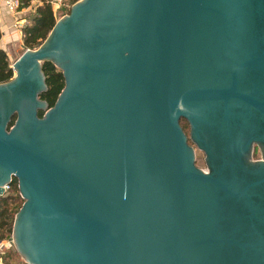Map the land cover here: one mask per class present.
Listing matches in <instances>:
<instances>
[{"label":"water","instance_id":"1","mask_svg":"<svg viewBox=\"0 0 264 264\" xmlns=\"http://www.w3.org/2000/svg\"><path fill=\"white\" fill-rule=\"evenodd\" d=\"M10 67L0 193L15 177L25 262L264 264V0H75Z\"/></svg>","mask_w":264,"mask_h":264},{"label":"trees","instance_id":"2","mask_svg":"<svg viewBox=\"0 0 264 264\" xmlns=\"http://www.w3.org/2000/svg\"><path fill=\"white\" fill-rule=\"evenodd\" d=\"M69 1L72 3L75 0ZM28 5H30V0H19L18 9ZM68 10L69 8H67L66 12ZM54 21L55 16L51 6V0H35L28 22L20 27L21 46L23 48H35L45 38ZM41 69L44 74L46 88L38 94V97L45 100L50 106L63 85L62 75L60 70L50 61H43ZM11 76L12 69L10 62L5 51L0 48V82L8 80ZM40 114L41 111L38 110V115ZM12 120L13 117L10 119L9 124L12 123ZM180 124L184 131H186V121L181 119ZM22 201L23 198L18 193L16 178L12 177L9 180V188L7 191L0 194V239L10 236L13 216ZM16 256L19 257L16 249L13 247L8 249L7 247L2 254L3 264H19V262L15 261ZM23 264L29 263L24 262Z\"/></svg>","mask_w":264,"mask_h":264},{"label":"crops","instance_id":"3","mask_svg":"<svg viewBox=\"0 0 264 264\" xmlns=\"http://www.w3.org/2000/svg\"><path fill=\"white\" fill-rule=\"evenodd\" d=\"M53 1L54 0H51V6L53 5ZM34 2L35 0H30V5L18 9L15 16H12V14H10V12L5 8L4 4L0 2V33H1L0 48H2L4 51L7 49L9 50L14 49L15 47L18 46L21 47L20 27L26 22H28L30 13L33 10ZM52 10H53V6H52ZM7 189H3V191L0 194L6 192ZM2 254H1V259H2Z\"/></svg>","mask_w":264,"mask_h":264},{"label":"rangeland","instance_id":"4","mask_svg":"<svg viewBox=\"0 0 264 264\" xmlns=\"http://www.w3.org/2000/svg\"><path fill=\"white\" fill-rule=\"evenodd\" d=\"M71 2L69 0H54L53 1V12H54V16H55V20L58 19L59 17H61L63 14L67 13V8H69ZM23 47H15L14 49H7L5 50V53L7 55V58L10 62V65L11 63L14 61V59L23 51ZM14 74V70H12V75ZM14 117V116H13ZM260 155L258 152L254 153L252 155V158H258ZM194 157H195V164L200 167L202 170L204 169L205 170V165H204V162H203V153L196 149L194 147ZM14 248L13 244L11 246H8V249L10 248ZM7 249L4 248L3 251H5ZM19 254V253H18ZM16 262H19V264H23L25 262V260L19 255L16 256V259H15Z\"/></svg>","mask_w":264,"mask_h":264},{"label":"built area","instance_id":"5","mask_svg":"<svg viewBox=\"0 0 264 264\" xmlns=\"http://www.w3.org/2000/svg\"><path fill=\"white\" fill-rule=\"evenodd\" d=\"M0 2L4 4L5 8L10 12V14H12V16H15L18 10L19 0H0ZM2 187L3 189L9 188V181L4 183ZM11 245H12L11 236L0 239V264H3L1 259V254L3 253V249Z\"/></svg>","mask_w":264,"mask_h":264},{"label":"flooded vegetation","instance_id":"6","mask_svg":"<svg viewBox=\"0 0 264 264\" xmlns=\"http://www.w3.org/2000/svg\"><path fill=\"white\" fill-rule=\"evenodd\" d=\"M43 61H49V60H43ZM42 61V62H43ZM42 62H41V64H42ZM51 62V61H50ZM52 63V62H51ZM41 64H40V69H41ZM53 64V63H52ZM54 65V64H53ZM55 66V65H54ZM56 67V66H55ZM59 70H60V72H61V75H62V71H61V69L59 68V67H57ZM41 71H42V69H41ZM42 74H43V71H42ZM62 80H63V85H64V78H63V75H62ZM43 81H44V74H43ZM44 83H45V81H44ZM63 85H62V87H63ZM62 87H61V89H62ZM45 88H46V84H45ZM60 89V90H61ZM60 90H59V92H60ZM42 90H40L39 91V93L41 92ZM58 92V93H59ZM58 93H57V95H58ZM57 95H56V97H57ZM56 97H55V99H56ZM41 99V98H40ZM55 101V100H54ZM47 103V102H46ZM54 103V102H53ZM52 103V104H53ZM48 105V104H47ZM49 106V105H48ZM38 110H40L41 111V114L40 115H42L43 114V109H37V114H38ZM14 117H15V115H13ZM12 116V117H13ZM11 117V118H12ZM14 117H13V120H14ZM10 118V119H11ZM181 119H184V118H180L179 119V123H180V120ZM13 120H12V122H13ZM185 120V119H184ZM186 121V120H185ZM186 123H187V121H186ZM186 131H184V129H183V131H184V133H185V135H186V138H187V142L193 147V150H194V147L196 148V149H198V150H200L194 143H193V141H192V139H191V137H190V135H189V133H190V128H189V125H188V123L186 124ZM201 151V150H200ZM202 152V151H201ZM256 152H258L259 153V148H258V144H254V146H253V150H252V153H251V158H252V155L254 154V153H256ZM193 154H194V152H193ZM259 155H260V153H259ZM261 158V156H259L258 158H252V159H260ZM194 160H195V157H194ZM203 162H204V165H205V160H204V156H203ZM197 166V165H196ZM198 167V166H197ZM198 168H200V167H198ZM201 169V168H200ZM204 170V169H203ZM206 170V169H205Z\"/></svg>","mask_w":264,"mask_h":264}]
</instances>
